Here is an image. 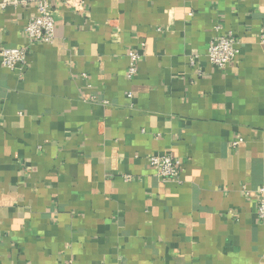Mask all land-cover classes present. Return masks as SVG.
Wrapping results in <instances>:
<instances>
[{"label":"crops","instance_id":"1","mask_svg":"<svg viewBox=\"0 0 264 264\" xmlns=\"http://www.w3.org/2000/svg\"><path fill=\"white\" fill-rule=\"evenodd\" d=\"M38 1L0 0V264H264V0H48L29 44Z\"/></svg>","mask_w":264,"mask_h":264},{"label":"built area","instance_id":"2","mask_svg":"<svg viewBox=\"0 0 264 264\" xmlns=\"http://www.w3.org/2000/svg\"><path fill=\"white\" fill-rule=\"evenodd\" d=\"M25 33L29 44L34 43H52L55 39V20L48 0H39L37 3V14L31 17L25 27ZM238 41L230 33L228 35L218 36L210 42L208 48V58L210 63L218 68H225L229 65L238 53ZM29 46L19 48H3L0 50L2 64L11 70L21 68L27 63V53ZM130 64L128 68V78H133L137 72V63L140 54L136 51L129 52ZM238 144L239 141L234 142ZM149 165L156 169L157 175L163 181H178L180 178L181 162L179 159L170 155L151 156L148 160ZM130 180V177H126ZM244 193L248 196L251 191L244 187ZM256 212L261 223L264 224V186L255 190Z\"/></svg>","mask_w":264,"mask_h":264}]
</instances>
